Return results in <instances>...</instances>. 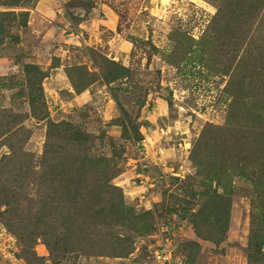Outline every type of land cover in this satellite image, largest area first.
Instances as JSON below:
<instances>
[{
  "label": "rangeland",
  "instance_id": "374dc122",
  "mask_svg": "<svg viewBox=\"0 0 264 264\" xmlns=\"http://www.w3.org/2000/svg\"><path fill=\"white\" fill-rule=\"evenodd\" d=\"M0 264H264V0H0Z\"/></svg>",
  "mask_w": 264,
  "mask_h": 264
},
{
  "label": "built area",
  "instance_id": "2783aa9c",
  "mask_svg": "<svg viewBox=\"0 0 264 264\" xmlns=\"http://www.w3.org/2000/svg\"><path fill=\"white\" fill-rule=\"evenodd\" d=\"M144 141L146 142L145 144L143 143L145 146L151 145L153 143L150 139H144ZM139 196L142 200L147 199L146 198V190L145 189L142 190ZM154 255L159 260H161L163 263L171 261V259H172V253H171L170 249H168V248H162L160 250H157V251H155Z\"/></svg>",
  "mask_w": 264,
  "mask_h": 264
}]
</instances>
